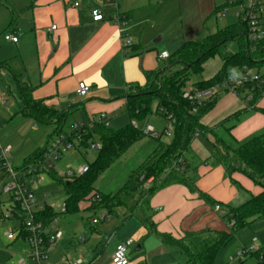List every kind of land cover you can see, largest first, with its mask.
<instances>
[{
	"label": "crops",
	"instance_id": "1",
	"mask_svg": "<svg viewBox=\"0 0 264 264\" xmlns=\"http://www.w3.org/2000/svg\"><path fill=\"white\" fill-rule=\"evenodd\" d=\"M75 3L79 6L75 7ZM114 4L126 17V33L132 41L128 48L122 47L119 26L112 19ZM223 6L225 2L218 0H0V126L7 119L19 116L23 122H32L35 132L39 130L37 123L22 114L17 78L22 87L29 89L34 101L67 113L66 121L71 117L72 126L90 125L104 115L107 129L118 131L124 128L130 123L125 111L127 94L146 84V73L162 67L163 61L158 60L161 52L172 54L183 43L206 38L237 23L238 20L225 26L219 20ZM94 8L100 9L104 18L102 22L92 21L91 10ZM221 22L223 26L219 25ZM52 25L56 30L49 32ZM5 33L17 37V43L5 41ZM158 38L160 41L154 44ZM210 79L190 80L189 83ZM79 83L90 88L85 97L76 95ZM260 110H264V95L251 105L250 98L244 94L236 96L222 91L200 123L214 129L237 116L230 122H234L230 134L241 143L264 131V115ZM153 116L158 115L150 117ZM112 124L117 128L111 129ZM19 125L23 126V123ZM43 126L53 131V125ZM146 126H151L155 132L161 130L157 132L159 135L164 130L171 134L166 121L163 127L157 124L156 128L149 123ZM49 132L46 135L45 131L34 141L23 137L16 146L2 143L4 148H1L8 150L10 160L20 157L23 163L25 157L41 146ZM169 135L164 136L165 140ZM157 143L158 146L165 144L162 138ZM212 146L210 133L199 135L193 138L183 155L184 171L196 192L172 184L148 197L144 194L151 182L140 186L136 177L133 190L125 186L124 190L117 191L120 204L114 213L99 209L100 221L89 222L88 238L83 236L84 241L73 248L75 253L78 251V258L84 264H111L116 246L131 240L132 250L127 256L129 264H180L172 251L149 233L148 225L157 234L175 240L205 230L227 231L220 214L215 213L198 193L206 195L225 212L226 208H236L259 195L261 189L241 174L228 176L222 166L212 165ZM19 152L22 154L18 156ZM263 218L250 227L257 233L251 242L255 238L264 248ZM100 223L104 226L102 230L98 228ZM64 252L52 251L50 260L59 262L67 256ZM231 258L240 262L234 255L229 256V261Z\"/></svg>",
	"mask_w": 264,
	"mask_h": 264
},
{
	"label": "trees",
	"instance_id": "2",
	"mask_svg": "<svg viewBox=\"0 0 264 264\" xmlns=\"http://www.w3.org/2000/svg\"><path fill=\"white\" fill-rule=\"evenodd\" d=\"M242 3L243 0L237 4ZM228 43H236L238 52L223 60L220 70L213 78L192 84L194 87L207 89L223 85L229 78L242 77L264 66V38L252 50L248 42L247 24L238 19L236 24L218 30L211 36L183 43L175 52L169 54L160 69L146 73V84L143 87H135L127 94L125 111L130 118L127 126L112 131L103 124H95L86 130L80 146L87 148L88 143L93 142L95 137L101 144L99 156L92 165H88V172L82 177L66 181L58 178L54 172L48 175L50 180L63 185L66 193L65 216L76 215L80 203L83 202H89L90 210L106 209L109 213H114V209L120 204L118 201L120 193L106 196L100 194L98 202H91L92 196L90 198L88 196L94 190V182L115 160L144 137L133 124L143 122L152 115H158L168 123L171 137L169 142L161 144L152 155L151 161L145 162L136 171V179L140 186L152 179L151 186L145 190V196L149 197L172 184L183 185L190 192H196L185 171L176 169L174 163L183 158L195 134L199 136L206 133L213 137L211 164L222 166L228 176L234 173L241 174L261 189L259 195L251 197L236 208H226L224 214L220 215L227 225L225 232L205 230L196 234H186L182 239L175 240L157 234L152 226L148 225L149 233L157 236L172 251L180 264H214L219 250L238 232L249 228L264 217V132L238 143L230 134L234 126V122H230L236 120L237 116L230 117L214 129H208L200 123L201 118L213 108L217 97L198 107L196 113L192 114L190 112L193 105L182 97V88L185 84L190 82L192 76H200L205 62L214 58L219 49ZM261 79L263 82L245 85L239 90L238 96L244 94L246 98H250L251 105L257 103L264 95V73L261 74ZM16 84L23 106V116L40 125H53L52 133L55 135L64 133L67 113L58 112L40 101H34L29 89L22 87L17 78ZM259 112L264 115V110ZM165 131L156 141L165 136ZM48 140L49 138L44 146L26 157L22 165L39 157L46 149ZM198 194L212 209L218 206L206 195ZM57 217L58 213L45 205L43 212L36 216V220L48 224ZM0 220L2 221L1 218ZM249 255L259 263H264L263 247H260L258 253Z\"/></svg>",
	"mask_w": 264,
	"mask_h": 264
},
{
	"label": "built area",
	"instance_id": "3",
	"mask_svg": "<svg viewBox=\"0 0 264 264\" xmlns=\"http://www.w3.org/2000/svg\"><path fill=\"white\" fill-rule=\"evenodd\" d=\"M106 1L109 2L110 0ZM74 6L78 7L79 3H75ZM113 6L112 19L119 26L122 47L128 48L132 45V41L126 33V17L118 12L116 4ZM240 8L238 19L247 24L248 42L251 45V49L254 50L255 45L264 38V0H243ZM91 17L93 22H102L104 20L99 8L91 10ZM55 30V25L50 26L49 32ZM3 39L11 43H17L18 41L17 37L10 33H5ZM168 56L167 52H161L158 55V60L164 61ZM259 82H263L259 74H247L239 78H229L223 85H215L207 89H198L187 82L182 88V97L193 105L190 112L192 114L196 113L198 107L210 102L222 91L238 96L239 90L245 85ZM89 91L90 88L88 86L84 83H79L76 95L85 97ZM95 124H103L105 127L108 125L104 115H100L90 125L75 124L70 131L57 135L56 139L48 142L46 149L39 157L17 168H14L9 163L8 150L0 147V218L2 222L12 224L4 233V238L11 244L21 242L27 247V254L19 258L15 264H84L81 258L70 260L67 256H63L56 263L50 261V253L62 240L63 232L57 226V218H54L48 224L36 220V216L43 212L44 206L47 205L37 199V193L38 187L45 183V180L50 179L48 176L50 172L56 173L58 178L65 181L82 177L88 172V165L81 166L76 170L61 172L56 170V165L66 152L81 144L86 130ZM133 126L138 128L136 123ZM141 132L144 136H148L153 140H157L160 137L151 126L144 127ZM165 135H169L168 130L165 131ZM197 136L198 134L194 135V137ZM87 148L100 151L101 145L89 142ZM174 167L181 172L184 171L183 158L174 163ZM148 181L151 182L152 179ZM99 200L100 197L97 194L90 199L94 203ZM213 211L220 215L224 214L219 206H214ZM60 214H65V203L60 208ZM97 222L95 221V223ZM83 241L84 238L79 239V242L82 243ZM131 244L132 241L128 240L117 245L111 257V264H129L126 250ZM259 249L260 246L257 244V239L254 238L248 249L239 250L235 258L240 260L243 256L258 253ZM233 260L234 258H231V261Z\"/></svg>",
	"mask_w": 264,
	"mask_h": 264
},
{
	"label": "rangeland",
	"instance_id": "4",
	"mask_svg": "<svg viewBox=\"0 0 264 264\" xmlns=\"http://www.w3.org/2000/svg\"><path fill=\"white\" fill-rule=\"evenodd\" d=\"M239 1L241 0H218V2H225V6H223L221 10L222 17L219 19L220 21L224 22L225 26L226 24H231L238 20V14L241 10V5L237 4ZM229 2L232 3V5L228 4ZM223 22L219 23V25L223 26ZM237 52L238 46L236 45V43H228L225 46L221 47L219 49V53L214 58L205 62V64L203 65V73L200 76H192L191 80L198 81L202 79L212 78L221 68L223 60L226 57L236 54ZM263 73L264 66L259 69L252 70L250 74L261 75ZM72 120L73 119L70 117L65 122L64 133L72 127ZM147 121L140 122L138 124V128L140 130L144 129L147 123L156 128L157 124H159L161 127L165 126V121L159 116L150 117L147 119ZM19 123H23V126L21 125V127ZM36 125L39 128L38 132H35V130H33L32 122H23L20 120L19 116H15L12 119H7L6 123L0 126V147L4 148L2 146V143L12 144L16 146L19 141L20 143L21 141H23V137H26L27 141L29 139H32L34 141L38 136L44 135L43 133L45 131L46 135L49 131L50 132L49 135L44 138L40 147L44 146L48 138V142H52L54 139H56L57 135L51 132L50 127L40 124ZM114 126L115 125L112 124L111 129L114 130L115 128H117ZM157 132H161V130H156V133ZM167 137V140H165L166 137L163 136L162 141L167 143L170 140L169 137H171V135ZM10 141L12 143H9ZM93 142L95 144L100 143L97 137H95ZM160 146L161 144H159L158 146L156 140H153L148 136H144L141 140L136 142L126 152H124L117 160H115L107 170L99 175L97 180L94 182V190L89 194L88 197L90 198L91 196L96 194H103L105 196L108 194L114 195L117 191L119 192V190H121L125 186L130 190H133L136 182L135 177L137 169L145 162L149 160L151 161L152 155L157 152ZM19 154H22V152H19L17 155L19 156ZM98 156L99 151L90 150L85 146L76 145V147H73L61 157L56 165V170L58 172L65 170H76L84 165H92L97 160ZM18 158L16 160H10V158L8 157L9 163L14 168L22 165V159L20 157ZM38 188L39 190L37 193V199L41 202H45L48 206L52 207L56 211V213H58L57 226L63 232V238L59 242V247H55V250L53 249L52 251L57 250V252L62 253L65 250L64 254H67V256H69L71 259L76 260L79 257V254L78 251L77 253H75L73 248L77 244H79L80 238H82L83 236L88 238V236H86V233L89 230V222L91 223L93 220L100 221V218L102 216L101 212L98 210H90L89 202H83L80 203L81 207H79V212L76 215L65 216L64 214H60V208L66 200V193L64 191L63 185L47 179L45 180V183H43ZM262 221L264 223V218ZM11 225V223L2 222L0 220V264H14L20 257L22 258L27 254V247L24 244L13 245L5 240L4 233ZM102 225V223L98 224V228L100 230H102L104 227ZM253 229V227H250L238 232L237 235L226 246L220 249V254L217 257L215 264H258L257 260L250 255L241 257L240 262H236L235 259L234 263L232 261H229L230 255L235 256V253L237 251L241 249H248L252 236L257 235V233H254ZM83 245L84 244H81V246ZM131 250L132 247L127 248L126 256L129 255ZM84 256L85 255H83V257Z\"/></svg>",
	"mask_w": 264,
	"mask_h": 264
},
{
	"label": "water",
	"instance_id": "5",
	"mask_svg": "<svg viewBox=\"0 0 264 264\" xmlns=\"http://www.w3.org/2000/svg\"><path fill=\"white\" fill-rule=\"evenodd\" d=\"M160 41V38L156 39L155 41H153L154 44H157Z\"/></svg>",
	"mask_w": 264,
	"mask_h": 264
}]
</instances>
